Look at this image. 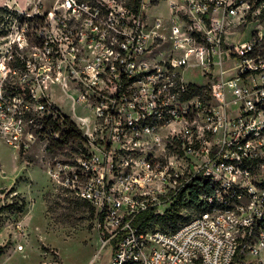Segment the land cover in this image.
I'll return each instance as SVG.
<instances>
[{
    "label": "built area",
    "instance_id": "built-area-1",
    "mask_svg": "<svg viewBox=\"0 0 264 264\" xmlns=\"http://www.w3.org/2000/svg\"><path fill=\"white\" fill-rule=\"evenodd\" d=\"M92 1L38 13L60 35L25 103L0 95V137L42 145L52 183L93 207L88 264L111 243L112 264H264V53L231 41L248 0ZM163 1L169 15L152 14ZM174 207L205 210L175 231L137 223Z\"/></svg>",
    "mask_w": 264,
    "mask_h": 264
},
{
    "label": "rangeland",
    "instance_id": "rangeland-1",
    "mask_svg": "<svg viewBox=\"0 0 264 264\" xmlns=\"http://www.w3.org/2000/svg\"><path fill=\"white\" fill-rule=\"evenodd\" d=\"M95 2L98 3L92 1ZM169 3L163 1L152 14L168 16ZM248 3L239 28L245 32L231 36V41L258 40L257 51L261 54L264 0ZM60 4L61 0H0V95L9 99L17 95L18 106L25 103V93L37 84L35 77L41 59L35 54L43 41L60 35L47 16L43 22L37 20L38 13L42 17L56 9L61 11L57 8ZM62 43L63 51L67 50V41ZM233 73L235 69L230 72ZM186 77L202 84L207 82L198 72H188ZM52 94L64 111L70 112L69 103L62 100L64 93L56 87ZM50 162L51 156L42 145L20 153L0 137V264H88L101 248L95 212L77 205L79 200L52 183L47 173ZM181 211L188 220L197 214L191 208ZM159 222L154 221L150 227L165 229ZM20 245L24 247L22 251L17 250ZM113 251L111 243L96 264H112ZM235 264L246 263L239 260Z\"/></svg>",
    "mask_w": 264,
    "mask_h": 264
},
{
    "label": "trees",
    "instance_id": "trees-1",
    "mask_svg": "<svg viewBox=\"0 0 264 264\" xmlns=\"http://www.w3.org/2000/svg\"><path fill=\"white\" fill-rule=\"evenodd\" d=\"M259 4V3H258ZM1 10V9H0ZM2 11V10H1ZM53 148V146L51 147ZM72 196V195H71ZM74 199H77L79 200V202L77 201L76 204L79 205V206H82L84 208H87L89 209L93 214L95 212V210L93 209V207L87 203V202H84L74 196H72ZM186 208H191L193 209L192 207H185ZM184 208L183 207H174L172 209V211L166 216V217H163V218H160L158 219L161 223V225L165 228L163 229L164 231H175L176 229H178L182 224L186 223L187 221H189L188 219H186V217L184 218V216H182V211ZM195 210L197 213L199 212H202L204 211L205 209L201 208V207H198L196 209H193ZM185 219V220H184ZM181 220H184L183 223H181L179 226L177 227H174L173 229L171 230H168L172 225H176L177 223H179ZM151 221H156V218L153 216V213L151 212H147L145 214H143L142 216L139 217L137 223L138 224H141L142 226H147V223L151 222ZM0 257H1V252H0Z\"/></svg>",
    "mask_w": 264,
    "mask_h": 264
}]
</instances>
